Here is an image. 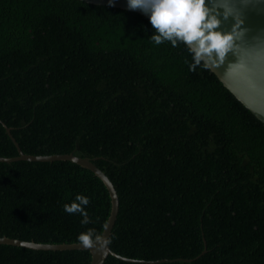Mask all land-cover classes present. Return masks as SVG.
<instances>
[{"label": "trees", "instance_id": "obj_1", "mask_svg": "<svg viewBox=\"0 0 264 264\" xmlns=\"http://www.w3.org/2000/svg\"><path fill=\"white\" fill-rule=\"evenodd\" d=\"M150 19L82 0H0V156L73 153L112 181L103 264H264V123ZM81 194L80 214L63 205ZM103 181L67 160L0 162V237L101 235ZM89 250L0 244V264H90Z\"/></svg>", "mask_w": 264, "mask_h": 264}, {"label": "water", "instance_id": "obj_2", "mask_svg": "<svg viewBox=\"0 0 264 264\" xmlns=\"http://www.w3.org/2000/svg\"><path fill=\"white\" fill-rule=\"evenodd\" d=\"M96 5H108L138 12L150 19L140 9L128 7V0H82ZM206 6L219 13L221 26L217 31L230 32L236 25V40L233 50L227 53L223 65L210 68L223 85L261 122L264 123V0H206ZM227 13L229 17L225 19ZM8 136L17 148L16 157H2L0 162L24 161H54L67 160L89 169L99 177L108 189L111 198V210L106 227L101 236L108 240L119 212V197L109 177L87 157H79L73 153L55 155H31L21 149L12 135V128L3 123ZM0 244L22 246L36 250H89L90 264H103L108 255H114L126 261H136L114 252L109 242L97 244L91 249L78 243L48 244L35 241H25L6 236L0 237Z\"/></svg>", "mask_w": 264, "mask_h": 264}, {"label": "clouds", "instance_id": "obj_3", "mask_svg": "<svg viewBox=\"0 0 264 264\" xmlns=\"http://www.w3.org/2000/svg\"><path fill=\"white\" fill-rule=\"evenodd\" d=\"M128 7L150 13V23L155 30L150 39L156 45L170 42L176 47L182 42L187 47L192 56L190 71L195 72L201 65L205 69L219 68L227 53L233 50L236 25L227 33L217 31L221 26L219 13L207 7L206 0H128ZM223 15L225 19L229 17L227 13ZM89 203L88 197L78 194L70 204L63 205V210L69 215L80 214L81 224L87 225L92 222L85 210ZM77 239L87 249L109 242L92 228L80 233Z\"/></svg>", "mask_w": 264, "mask_h": 264}]
</instances>
